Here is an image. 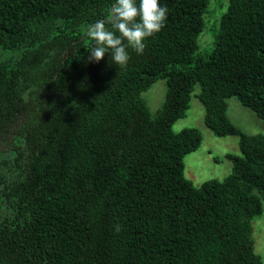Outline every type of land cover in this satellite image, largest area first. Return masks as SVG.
I'll return each mask as SVG.
<instances>
[{
    "label": "trees",
    "instance_id": "1",
    "mask_svg": "<svg viewBox=\"0 0 264 264\" xmlns=\"http://www.w3.org/2000/svg\"><path fill=\"white\" fill-rule=\"evenodd\" d=\"M114 2L0 0L12 52L0 60V264H264V135L237 126L227 100L264 121V0H229L207 56L211 0H161L165 26L123 68L88 59L87 28ZM160 78L153 113L142 93ZM197 84L206 125L239 136L242 153L199 186L184 159L202 132L173 128Z\"/></svg>",
    "mask_w": 264,
    "mask_h": 264
},
{
    "label": "rangeland",
    "instance_id": "2",
    "mask_svg": "<svg viewBox=\"0 0 264 264\" xmlns=\"http://www.w3.org/2000/svg\"><path fill=\"white\" fill-rule=\"evenodd\" d=\"M229 0H211L208 12L205 14L206 26L200 34V50L198 54L207 56L213 48L219 30V21L227 10ZM12 52L0 49V60L8 57ZM200 85L195 87L190 107L186 115L178 119L173 128L176 132L188 127L201 130L203 141L198 149L185 156V175L196 186L209 179H223L233 171V161L228 154H242L239 146V136H218L205 123V106L196 94L200 92ZM167 90L166 79L160 78L142 93L150 110L156 113L163 105ZM228 115L230 119L244 132L264 135V121L252 109L243 105L237 97H229ZM255 249L264 261V212L253 221Z\"/></svg>",
    "mask_w": 264,
    "mask_h": 264
},
{
    "label": "clouds",
    "instance_id": "3",
    "mask_svg": "<svg viewBox=\"0 0 264 264\" xmlns=\"http://www.w3.org/2000/svg\"><path fill=\"white\" fill-rule=\"evenodd\" d=\"M167 15L168 8L161 0H115L109 19L97 20L87 28V35L93 41V46L87 50L88 59L99 62L106 53H110L115 64L127 67L130 59L128 48L142 55L146 39L163 29ZM106 23H110L119 35L109 30Z\"/></svg>",
    "mask_w": 264,
    "mask_h": 264
}]
</instances>
